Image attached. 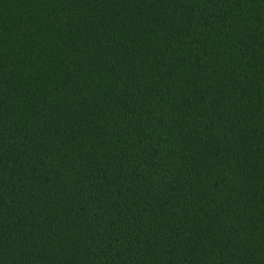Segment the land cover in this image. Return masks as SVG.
I'll use <instances>...</instances> for the list:
<instances>
[{"label": "trees", "instance_id": "1", "mask_svg": "<svg viewBox=\"0 0 264 264\" xmlns=\"http://www.w3.org/2000/svg\"><path fill=\"white\" fill-rule=\"evenodd\" d=\"M0 264H264V0H0Z\"/></svg>", "mask_w": 264, "mask_h": 264}]
</instances>
